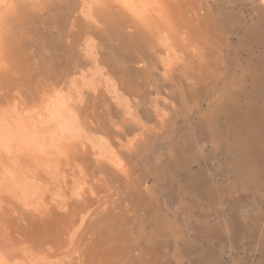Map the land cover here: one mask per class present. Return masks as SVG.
I'll return each mask as SVG.
<instances>
[{"label": "bare ground", "instance_id": "bare-ground-1", "mask_svg": "<svg viewBox=\"0 0 264 264\" xmlns=\"http://www.w3.org/2000/svg\"><path fill=\"white\" fill-rule=\"evenodd\" d=\"M20 1L23 4L25 2L30 5L36 4V0H33V4L29 0H5L3 1L5 2V8H3L5 10L7 7L6 10H10L9 16H11V12L17 15L18 10L15 5L20 3ZM43 1L46 0H41L42 5ZM262 1H260L261 6ZM234 3V0H215L212 4H209V0H78L77 3H72L73 6L70 13L71 27L67 34L69 36L67 39L71 40V43L68 42L71 45L67 48V50H71L69 53L67 52L68 61L71 59L70 67L68 66L69 68L66 72L67 76H69L66 77L69 83L75 86L77 76L78 74H82V66L86 64L79 56L76 58L75 55H71V52H75L76 50L82 52L80 51V49H83L82 45H86L89 42L86 47L93 50L90 63L99 74V81L105 84L106 90H111L117 101L123 99L122 102L126 105L128 113L133 119L136 118L139 121L142 116L150 120L151 116L148 114V110L144 108L146 103L153 95L157 94L156 98L158 99L153 98L152 100L151 98L150 102L157 104L162 102L166 105L163 100H160L162 96L159 95V93H164L173 101L172 106L171 104L170 106L175 109V115L180 118V123L188 125L184 132L178 131L180 128L174 129V127L168 126L158 139L151 138L143 143L141 141L138 142L140 146L136 150L138 156L142 157L151 154L152 156L154 155V158L152 162L145 163L146 165L142 167L137 160L129 164L131 171L123 179L125 182L124 187L126 185L124 200L128 202V206L119 214L111 212L108 216L109 218L104 217L101 222L102 224L106 222L109 225L110 222H107V219H109L113 225L111 230L116 228L119 234L102 235L98 237L99 239L97 238L99 240L98 244L97 241H92L94 244L96 242L98 246H93V249L92 247L84 249L86 251L84 254L86 258L89 255V258L85 262L88 261L89 264H156L155 261L158 259L159 263L157 264H164L162 263L164 261L161 262L159 259H162L163 256L166 257V255L162 252L159 253L155 247L159 241L163 243L164 239L161 240L162 238L170 237L175 239L180 238L184 241L183 248H175L171 255L177 264H182L181 260L194 254H198V257L196 262L193 260L195 262H192L193 264H206L207 261H210V264H223L222 256L226 251L233 252L231 254L233 257L231 264H264V164L257 159V154L255 153L257 140L260 136L264 137V131H262V135V129L260 130L258 125L257 127L255 125L253 128L249 126V118H247L249 110L254 105L253 101L256 98L257 100L260 99L258 97L263 89L261 88V82L264 80V54L255 55L252 45L255 43L264 45V12L263 10L259 11L258 14H255L257 15L256 17L250 16L252 18L247 23L241 9L237 11H223L218 7L219 4L233 7ZM248 3L252 7L255 6L254 1H249ZM232 7L231 9H233ZM3 8L1 7L0 11ZM203 11L204 14H201ZM7 16L0 14V28L3 26V31L7 22H11L10 20L6 21ZM12 21L15 23L16 20ZM0 30V44L2 46V41L7 36H2V28ZM124 31H127L130 35L129 38L121 35ZM97 32H100L99 34L102 33L101 36L104 35L102 37L106 36L104 39L108 41L107 54L104 52L103 44L96 41ZM231 32L240 33L241 36L239 37L237 46L240 47L238 48L241 50L240 52L247 53V59L242 61L241 55L236 56L233 61V67L231 66L232 69L230 68V71H228L229 69L227 70L226 79H224L223 84L222 81L219 82L222 86L218 88L214 83L217 79L218 66L225 62H222V59L225 58H223L222 53L231 46L232 42L230 43V40L226 38ZM2 37H4L3 40ZM121 38L123 45L114 47L113 43ZM184 43L190 47L194 46L192 48L197 52L195 53L200 55L203 60V64L199 68L201 73L198 76L200 84L198 87L186 86L183 81H179L180 74L186 71V66L181 63L183 58L181 59L179 56H176L173 58L177 59L179 57L177 62L171 60V57L177 52V45L183 46ZM119 48L121 51L127 53L126 60L123 58L125 56L121 57L117 51ZM234 50L233 48V52ZM3 53L0 52V55ZM234 53L236 54V51ZM163 55L168 60L162 59ZM179 55H182V52ZM188 69L191 71L187 67ZM223 71H225L224 66ZM189 76H195V73L193 72ZM57 78L59 79V77ZM222 78L224 77L221 76ZM57 86L60 85L58 84ZM246 88H248L247 93H245ZM61 90L59 89V91ZM26 91L28 92V90ZM242 93L247 94L246 97L250 99L246 103L248 112L247 114L244 113V121L242 120L245 124L242 126L241 123H228L221 126L223 124L222 122L220 124L221 118H229L233 114L236 105L239 102L242 103L243 99L239 101V98L243 95ZM84 95L85 92L78 91L79 99H82ZM100 95H103L101 89L97 91L96 95L91 96V98L98 99ZM205 97H209L208 99L210 100L204 109L201 107V101ZM50 99L49 103L46 102L45 98L41 99L42 104L46 102L48 107L46 112L41 110L43 112L39 114L41 117L37 113L40 118L37 119L42 122L41 125H46L48 132L46 138L53 137L54 139L57 137L55 136L57 132L60 131L64 135L67 131L76 128L79 117L77 113L72 114L71 110L67 107V103L64 100H67V97L61 96L55 98L52 95ZM132 99H140V101L139 103H134ZM106 100L92 105L93 112L90 113V117L92 118L93 125H90L93 132L96 131L101 135L100 141L104 142L107 148H111L112 136L115 135L116 131L113 129L112 112L109 111L110 108L106 109ZM18 102L20 104L25 103L19 100ZM21 106L19 107L21 108ZM26 106L22 108H26ZM260 106L262 104L258 107ZM26 110H28V107ZM159 110H156V115L161 117L162 111ZM21 111L23 109L16 111V114L21 113ZM194 114L198 115V118L193 125H190ZM256 116H261L260 118L258 117V120L264 126V105ZM29 118L27 120L25 118L22 119L19 114L16 120L17 129H22L25 133L26 129L33 128L32 122H28ZM32 118L31 120H33ZM238 119L240 120V117H237ZM156 121L158 127L164 126V121L161 119ZM54 124L56 125V129H59L55 133L53 132V126H48ZM93 127H95V130ZM127 128V134H132L138 129H144L142 125L138 129H136L135 125H130ZM38 136L40 135H25L29 139V143L34 145L37 143L41 144L45 140L44 134L41 137V141L37 139ZM163 141H174V143H171L172 145L167 147V151L159 153V148L157 149L156 145ZM207 144L209 145V149L207 148L208 146L206 147ZM78 147L75 144L71 145L63 159V161L67 160L73 164L76 161L78 162L80 168L79 175H82V177L78 176V178L91 177L90 168L94 171L93 167L96 170L111 172L113 162L109 166L106 163H101L100 160H95L97 164L93 166L94 160L92 156H95V154L90 152L92 156L89 157L83 153L80 154V151L76 154L74 151ZM112 148L113 150L115 149V147ZM116 154V156H113L115 152H112L111 156L116 157L114 160L119 159V157L122 158L124 155L126 156L124 151L122 157L121 155L118 156V153ZM136 155L135 157H138ZM220 155L229 156V158L224 160V162L218 161V165L215 168V175L217 177L214 175V178L206 179V173L204 174V172L207 168L209 170V164ZM124 159L122 160L123 162ZM90 161L92 162L91 165ZM117 161L116 167L118 168L121 161L119 164H117ZM193 163L200 164V168L196 172L191 171L190 165ZM113 165L115 166V164ZM139 167L143 170H139ZM117 168L114 167L115 170ZM125 170L127 171L126 167ZM125 170H122V173L123 171L126 173ZM97 173L94 174L96 175ZM152 176L154 177V184L151 188V185L147 186L148 188L146 191L144 189L145 193L142 196V194H139L141 187L146 179ZM17 177L16 175L15 178ZM124 177L122 176L121 178ZM81 181L83 182V180ZM102 181L104 182V180ZM86 182L84 181V185ZM79 187L81 189V186ZM166 188H172L175 193L171 211L169 210L170 207L161 200L162 191ZM131 190L135 193L132 194L131 192L130 194ZM84 204L80 206L82 209L87 208ZM248 204L253 206L251 212H246ZM194 209L197 210L196 214H193L197 222L195 223L196 225H192L189 222L190 214H192ZM210 210L212 212H209ZM133 212L143 214L142 216L139 215L138 225L133 223L134 226L130 224L132 219L129 216ZM53 216L47 213L44 216L30 218L27 216V221L25 222L27 228L20 227L19 230L21 228L23 230L13 231L15 235L13 238L11 236V243L20 246L19 251H17V257H20L25 264L56 258L60 254L65 253L69 248V244H67L69 236L73 235L76 223L78 221L81 222V219L79 216H76L75 218H69L68 222L60 221L61 223H59V217L62 220L67 215L61 213L60 216ZM211 217L213 219H210ZM45 218L47 219L46 221H44ZM114 226L115 228H113ZM103 227L104 230L100 228V231L103 230L105 234L107 233V231L105 232L106 225H103ZM138 237L144 238L141 239L144 242L142 244L138 242L140 245L137 248L140 250V256L137 261L136 257L138 255H135L136 257L133 256L136 248L133 249L134 247L129 243H133V239H137ZM129 238H132L133 242L129 241ZM245 238L250 239L248 244H246L248 248L259 253L258 256L260 257L255 262L242 256L246 247L245 243H243ZM53 246H55L56 250ZM81 259H77L79 260L78 262Z\"/></svg>", "mask_w": 264, "mask_h": 264}, {"label": "rangeland", "instance_id": "rangeland-1", "mask_svg": "<svg viewBox=\"0 0 264 264\" xmlns=\"http://www.w3.org/2000/svg\"><path fill=\"white\" fill-rule=\"evenodd\" d=\"M3 1L5 0H0V4H1L0 8L1 7L5 8V2ZM29 1L31 2V4H33V0H29ZM77 1L78 0H46V1H43L44 6L41 4V0H36L35 2L36 4H33V5L27 4L26 2L23 4L20 1V3H17V5H15L18 10L17 15L18 16L20 15L19 18L13 12H11V16H9L8 13H10V10L9 9L6 10L7 7L5 10L3 8L1 9L2 11H0L1 15H8L6 17V21L10 20L12 23H14L12 20L14 19L16 20L14 24H12L11 22L10 23L7 22V24L5 25L4 31H3L4 27L3 26L1 27L2 28L1 35L4 37L6 35L7 37L5 39L4 37H2V40L4 39L2 41L3 45L1 46L0 44V48H1L0 52H4L2 55H0L1 56L0 57V94L3 97L2 98L0 96V217H1L0 218L1 220L0 221V264H25L24 262H22L23 260L20 259V257H17L18 255L17 251H19L20 246L17 244L15 245L11 243V236L13 238V236L15 235L13 231H20L22 228H27V225H25V222L27 221L26 220L27 216L28 218L37 217L41 215L44 216V214L46 213L49 214L50 216L54 215L53 217H55V215L60 216L61 213L67 215L66 218L68 219L63 218L61 220V218L59 217L60 219L59 223L63 221L68 222L71 218H75L76 216H79V218L81 219V222L78 221V223H76L74 232L72 233L73 235L69 236V240L67 242V244H69L68 245L69 248L65 251V253L60 254L56 258L47 259L43 262L39 261V262H35L32 264H78V263L79 264H82V263L89 264L88 261L85 262L89 258V255H88V258H86V256L84 255L86 252L85 248L92 247L93 249L94 248L93 246L97 247L98 246L97 244L99 241L98 237L102 235H109V234L116 235V233L119 234L115 226L113 227L115 229L111 230L113 225L111 224V221H109V219H107V222H110L109 225H107L108 223L106 222L104 224H102L101 222H102V219H104V217H108L111 212L119 214L120 212L123 211V209L125 210V208L128 206L127 204L128 202L124 200V197H125L124 193L126 192V185L124 187L125 182L123 179H125L126 177L125 175H127L128 172L131 171L129 164H132L136 162L137 160V162H139L140 166L142 167L152 162L154 158V155L152 156L151 154L139 157L136 151L138 148H140V146L138 145V142L141 141V143H143L144 141H148V139L150 140L151 138L158 139L160 135L162 134V132H164V130H166V127L168 126L174 127V129L180 128L178 131H181V132H184L188 126V125L186 126L180 123L181 122L180 118L175 115V109L171 107L173 101L170 100L164 93H159V95L162 96L160 100H163V102L167 105V107H165L166 105H164L162 102H159V104L150 102L151 98L152 100L153 98L158 99L156 98L157 94H155L149 99V101L146 103L144 107L145 109L148 110L149 112L148 114L151 116L150 120H147L146 118L142 116L139 119V121L136 118L133 119V117L128 113L126 105L124 104V102H122L123 99L121 101L120 100L117 101L115 99V95L111 92V90L110 89L106 90L105 84H102L99 81V74L97 73L94 66L91 65L90 63L92 56H93V50L86 47V45L89 42L86 43V41H84L86 45L83 43L84 44L82 45L83 49H80V51L82 52H79L77 50L75 52H71V55H75L76 58H78L79 56V58L85 61L86 64L82 66V72H81L82 74L80 75L78 74L77 83L75 84V86L69 83V81L66 78L69 76H67L66 72H67V69L70 67L71 59L70 61H68L69 58H67V56H68L69 51L71 50H67V48L69 47V45H71L68 43L71 40L67 39L69 38L67 34L69 33L68 30H70V27H71L70 13L72 11V6H73L72 3L75 4V2L77 3ZM249 1H252V2L254 1L255 6L252 7L248 3ZM260 1L259 0H248V2H246V0H234L235 3L233 7L223 6L222 4L221 5L219 4L218 7L222 9L223 11H230V10L237 11L238 9H241V11L244 14V17L246 18V22L248 23L250 21L249 19L252 18L250 16L256 17L257 15L255 14L256 13L258 14L259 11L263 10L264 12V1H262V6L260 5L261 4ZM214 2L215 0H212V3ZM212 3H211V0H209V4H212ZM37 7L40 9H38ZM231 7L233 9H231ZM4 11H5V14H4ZM201 14H204V11L201 12ZM16 16L19 19V21L16 18ZM97 33H98L97 37H95L97 38V40L96 39L95 40L97 41V43L101 42L103 44L104 50H105L104 52L107 54L108 52H106V50L108 49V41L104 39L106 36L102 37L104 36V35L101 36L102 33L101 34H99L100 32H97ZM234 33L235 32H231L229 33V35L227 34L228 37H226L230 40V43L231 42L232 43H231V46L229 47L230 50L226 49L225 51H223L224 54L222 53L223 58L225 57L227 59L225 58L222 59L223 60L222 62L224 61L225 62L223 64L221 63L222 65L220 64L218 66L219 69L217 73V79L214 83L216 84V87L218 86V88L222 86L223 81H225L224 79H226L227 70L229 69L228 71H230L232 69L233 61L235 57L238 55L239 56L241 55L240 57L242 58V61L247 59V53L245 54V52L243 51L240 52L241 50L238 49L240 47L237 46L239 37L241 35L240 33H237V32L235 34ZM121 35L123 37L125 36H127L128 38L130 37L127 31H124L123 34ZM113 45L114 47H120V45H123L122 38L118 41H115ZM184 45L183 46L177 45L178 46L176 47L177 52L174 53V55L171 57V60L173 62L175 61L177 62L179 57L181 59L183 58L181 63H183L186 66V71H183V73L180 74L179 81L180 80L183 81L186 86L198 87L200 85L198 81V76L201 73L199 68L202 66L203 60L200 57V55L196 54L197 52L194 51V48H192L194 46L190 47L189 45H186L185 43ZM233 48L235 49L234 52L236 51V54L233 52ZM119 49L117 51L119 52L121 57L125 56L123 58H125L126 60L127 53ZM252 50L254 51L255 55L264 54V45L255 43L252 45ZM86 51L88 52L86 53ZM181 52H182V55H179V53L181 54ZM3 56L4 58H2ZM176 56H179V57L177 59L173 58ZM1 58L4 59L3 60L5 61L4 63ZM161 58L162 59L165 58L164 60H168V58L165 55H163ZM223 66H224L225 71H223ZM187 67L190 68L192 72L189 69L187 70ZM193 67L195 68V70ZM193 72L195 73V76H189ZM218 76H219V79H218ZM221 76H223L224 78L221 79ZM57 77H59V79ZM221 81H222V84L220 83L221 84L220 85L219 82ZM64 83H65V86H64ZM58 84L60 86H57ZM261 88L263 89L261 90V93L258 97L260 99L257 100L256 98L255 101H253L254 105L251 108L252 110L250 109L251 111L249 110V112L247 111L246 103H248L250 99L246 97L247 94L245 93H247L248 91L247 90L248 88H246L245 90L246 92L244 91L245 93H242L243 94L242 97L239 98L240 99L239 101H242L243 99L242 103L239 102V104L236 105L235 110L233 111V114L229 118H224V117L221 118L220 124L221 122L223 123L221 124V126L226 125L228 123L229 124L230 123L231 124L241 123V125L243 126L245 124V122H243L244 115L247 114L248 112V115H249V116L247 115V118H249L248 125L251 126L252 128L255 127V125L257 127L258 125V127H260V130L262 129L261 132L264 131L263 124H261L260 120H258L261 116H256L258 115V112L261 110L262 106L264 105V93H263L264 80L261 82ZM59 89H62V90L59 91ZM100 89L103 95H100L98 99L91 98V96L96 95L97 91ZM25 90H28V92L27 91L25 92ZM79 90L80 92L82 91L85 92V95L83 96L82 99H79L78 97ZM52 95H54L55 98H59L61 96L67 97V100L64 99L65 103H67V107L69 108V110H71L72 114L77 113L79 117V122L76 128L71 129L70 131H67L64 135L61 134L59 129L58 130L56 129L55 124H54L55 126L48 125L50 127L53 126L54 133L57 131L60 132V133L57 132L58 134L57 133L55 134V136L57 137H55L54 139L53 137L46 138L48 136L46 125L45 126H43L44 124L41 125L42 122L38 120L40 119L39 116L41 117V115H39L41 114L40 112H42L41 110H43V112L47 111L48 106L46 105V102L49 103L51 101L50 96ZM28 96H31L32 98ZM33 96L35 97L34 99H33ZM42 98L46 99V102L44 104H42L41 102ZM208 98L209 97H205L201 101V107L204 109L207 107V104L209 103L210 99ZM30 99L32 102L30 101ZM18 100L24 101L27 106L25 105L24 102H23L24 104H20ZM104 100H106V109L110 108L109 111H111L113 115V123H114L113 129L116 132L114 133L115 135L112 136L111 145L112 147H115L114 150L112 147L107 148V146L104 145V142L100 141L101 135L97 133L96 131L93 132L92 126H91L93 125L92 120H91L92 118L90 117L91 115L90 113L93 112L92 105L97 104ZM139 101L140 99L133 100L134 103H139ZM261 104L262 106L258 107ZM16 105L18 107L22 105L21 108L19 107V109H23L21 113L16 114L17 113L16 111L19 110ZM25 106L26 108H22ZM15 107L17 108L15 109ZM27 107H28V110H26ZM80 109L82 110V113ZM157 109L158 110L160 109L162 111L161 117L156 115ZM37 113L39 116L37 115ZM19 114H20V118L22 119L25 118L26 120L30 116L31 118L34 115H35L34 118L36 117L35 119L32 118L33 120H31V118H29L30 120L28 119V122H32L31 124L33 125V128L31 127L29 129H26L25 133L22 129H17L16 127V120L19 117ZM237 117L238 118L240 117V120L239 119L237 120ZM197 118H198V115L194 114L192 116L190 125H193L196 122ZM158 119H161L162 121H164V126L158 127L156 125L157 124L156 120ZM252 120H255V121H252ZM130 125H135L137 127L136 129H138V127L142 125L144 129L143 130L138 129L132 134H127L126 132L128 129L127 127ZM93 128L95 130V127ZM123 133L124 135H122ZM43 134H44L45 140H43L41 144L37 143L39 145H37L36 143H35L36 145L29 143L30 142L29 139L25 137V135H28V136L40 135L37 137V139L41 141V137H43L42 136ZM180 135L182 136V134ZM262 135H263V132H262ZM166 142L164 141L159 142L156 145L157 149L159 148L158 149L159 153L167 151L168 149L167 147L172 145L171 143H174V141L173 142L166 141ZM257 142H258L257 149L255 153L257 154L256 155L257 159L262 164H264V157H263L264 156V150H263L264 149L263 147L264 137L260 136ZM74 144L79 146L78 147L79 150L77 148V150L74 151L76 154H78V151H80V154L83 153L87 157L92 156V154H95V156H92L94 162L92 163L90 161V165L92 163L94 166V164L95 165L97 164L95 160L97 161L100 160L101 163L102 162L106 163V165H109V166L113 162L115 166L112 164L111 167L113 168H111V172L109 173L106 171H102V170L100 171L99 169L96 170V168L93 167L95 170L92 171V168H90L91 169L90 174L92 175L91 177H94V178H91V177L78 178V176L82 177V175H79L80 168L78 166L79 165L78 162L76 161L73 164L67 160L63 161V159L65 158V155L67 154V151L69 150V147ZM206 147L209 149L208 144L206 145ZM109 149H111L112 151ZM119 149H122L124 151V154L126 153V156L124 155L122 157L123 151ZM112 152H115V155L113 156H116L117 155L116 153H118V156L121 155L122 158L119 157V159L121 160L119 159H117L118 161L114 160L116 159V157L114 158L113 156H111ZM260 154L263 156L261 157ZM135 155L138 157H135ZM219 157L213 160L212 162L213 164L210 163L211 161L209 162L210 168L209 170L207 168L206 171L204 172V174L206 173V179H212L216 176L215 168H216V165H218L219 160H220L219 162H224V160L229 158V156H224V155H220ZM123 158H125L124 162L122 161ZM116 161H117V164H119L121 161V163L119 164L120 167L118 166V168L116 167ZM114 167L117 168V170H115ZM125 167L127 171L125 170ZM128 167H129V170H128ZM141 167H139V170H143V169H140ZM190 168L192 169V170L190 169L192 172L193 171L196 172L200 168V164L193 163L192 165H190ZM122 170H125L126 172L124 173L123 171L124 175L122 173ZM94 173H97V174L95 175ZM16 175L18 176L17 177L18 179L15 178ZM122 176L123 177L125 176V177L121 178ZM13 178L15 179V181ZM80 179L83 180V182ZM98 179H100L101 181ZM102 180H104V182ZM84 181L85 182L88 181V182H86L84 185ZM153 184H154V177L153 176L148 177L145 183L143 184V186L141 187L139 194H142L143 196V193H145L146 189L148 188L147 186L151 185L150 186L151 188ZM82 185H84L85 188ZM79 186H81V189ZM86 187H88L89 189ZM87 190H91V191H87ZM131 192L132 190L129 193L131 194ZM133 193L135 192H132V194ZM173 197H175V193L172 188L163 189L161 200L168 207H170L169 208L170 211L172 209ZM141 199H143V197H141ZM83 204L87 206L86 209H82V207H80ZM246 208H247V210L245 209L246 212L247 211L251 212L253 206L251 204H248ZM195 210L196 209H194L192 211V214H190L189 222L192 225H196L195 223H197L196 220L194 219V215L196 214L195 212H197V210L196 211ZM209 212H212V211L210 210ZM139 215L142 216L143 214H139L137 212H133L131 213V215L129 214L130 218L133 221V222L130 221L131 222L130 224H132L133 226L134 224L138 225ZM210 219H213V217H211ZM46 220L47 219L45 218L44 221ZM103 225L104 226L106 225L105 232L107 231V233L105 234L103 232L104 230ZM20 227L22 228L19 230ZM100 228H102L103 230L101 229L102 231H100ZM129 239H128L129 241H132L131 240L132 238H129ZM135 239L136 238L133 239L134 240V242L132 241L133 243H129V244L132 247H134L133 249L136 248L135 252H133V256L136 257L138 255L136 257L138 261L139 260L138 258L140 256V252H139L140 250L137 248V246L144 242V240H141L144 238L138 237L137 238L138 240L136 239V242L137 243L139 242L140 244L139 243L137 244L135 242ZM163 239H164L163 243L162 241H159L155 247V249L159 253L162 252L166 255V257L163 256V258L159 259V261L160 260L161 262L164 261L162 262L164 264H171V259H172V264H174L175 261L173 259V256H171L173 254V250L177 247L183 248L184 241L183 239H180V238L175 239V238H170V237H165V238H162L161 240ZM247 240L248 239L246 238L245 240H243V243H245V245L248 244V242L250 241V239L248 241ZM92 241L93 242L97 241V244L96 242L94 244ZM53 247L55 249V246ZM244 251H245L244 255L242 256L252 260L253 262L258 260L260 257L258 256L259 255L258 252L252 249H249L247 245ZM231 254H233L232 251H226L225 254H223L222 256V261H224L223 264L232 263L233 257ZM197 257H198V254L187 256L184 258V260L186 259L185 261L181 260V263L182 264H188V263L191 264L192 262L195 263L197 260ZM77 259H81L80 262H78L79 260ZM155 263L156 264L159 263L158 259L155 261ZM123 264H127V263H123ZM175 264L177 263L175 262ZM206 264H210V261L209 262L207 261Z\"/></svg>", "mask_w": 264, "mask_h": 264}]
</instances>
